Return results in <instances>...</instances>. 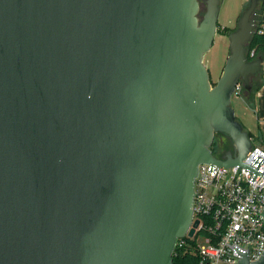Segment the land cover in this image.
Masks as SVG:
<instances>
[{"label":"water","instance_id":"1","mask_svg":"<svg viewBox=\"0 0 264 264\" xmlns=\"http://www.w3.org/2000/svg\"><path fill=\"white\" fill-rule=\"evenodd\" d=\"M220 2L0 0V264L173 263L199 164L245 165L253 145L232 96L263 70L246 46L261 0L213 84Z\"/></svg>","mask_w":264,"mask_h":264},{"label":"built area","instance_id":"2","mask_svg":"<svg viewBox=\"0 0 264 264\" xmlns=\"http://www.w3.org/2000/svg\"><path fill=\"white\" fill-rule=\"evenodd\" d=\"M257 31L264 32V0ZM238 86L235 94L242 91ZM243 162L199 164L193 202V221L198 224L193 235L177 239L174 254L193 253L196 261L190 264H239L236 245L249 248L250 261L259 259L264 250V147L253 144Z\"/></svg>","mask_w":264,"mask_h":264},{"label":"rangeland","instance_id":"3","mask_svg":"<svg viewBox=\"0 0 264 264\" xmlns=\"http://www.w3.org/2000/svg\"><path fill=\"white\" fill-rule=\"evenodd\" d=\"M251 0H221L220 9L218 15L219 30H217L213 44L209 51L204 54V63L207 65L210 72V79L213 84H215L221 77L226 61L230 55V38L229 33L238 28L239 19L244 10H246L250 5ZM201 2V0H200ZM262 3V0H261ZM262 7L260 4L259 11ZM206 9V0H202L201 14L204 13ZM203 11V12H202ZM224 28H228L225 31ZM243 83L239 82V87L243 89ZM241 89V90H242ZM239 98L234 93L232 96V104L235 109L236 115L239 120L244 124L246 119L243 117L241 112H239ZM246 125V123H245ZM218 135V134H217ZM219 136V135H218ZM219 139V138H218ZM217 140V136L214 138L212 147ZM252 142L254 145L264 147V143L258 136H253ZM199 241L203 242V238L200 236Z\"/></svg>","mask_w":264,"mask_h":264},{"label":"crops","instance_id":"4","mask_svg":"<svg viewBox=\"0 0 264 264\" xmlns=\"http://www.w3.org/2000/svg\"><path fill=\"white\" fill-rule=\"evenodd\" d=\"M256 85L260 86L255 92L252 104L247 101L245 91H242L241 94L237 93L236 96L240 101V103H238L239 112H241L242 118L244 117L246 119V122H244L245 128L252 135V138L256 135L260 137L264 143V64L262 78L256 77L254 80L253 87Z\"/></svg>","mask_w":264,"mask_h":264},{"label":"trees","instance_id":"5","mask_svg":"<svg viewBox=\"0 0 264 264\" xmlns=\"http://www.w3.org/2000/svg\"><path fill=\"white\" fill-rule=\"evenodd\" d=\"M224 29H225V31L228 30V28H224ZM217 30H219V22H218ZM246 46H247V57H248L249 60H254V59H256L259 56L264 57V32L263 33H259L258 31L255 32L253 34L251 40L246 44ZM252 51L255 52V54L253 56L251 55ZM255 78H256L255 76H252V78H251V83L252 84H253ZM259 86L256 85L255 87L252 88L251 91H249V90H247V89H245L243 87L242 91L243 92L245 91L247 101L250 104L253 103L255 92L259 88ZM242 91H240L239 94H241ZM219 134H221V133H219ZM250 136L252 138L251 134H250ZM191 261H196V256L193 253L186 252L184 254L177 255L176 251H175L174 261H173L174 264H190Z\"/></svg>","mask_w":264,"mask_h":264},{"label":"flooded vegetation","instance_id":"6","mask_svg":"<svg viewBox=\"0 0 264 264\" xmlns=\"http://www.w3.org/2000/svg\"><path fill=\"white\" fill-rule=\"evenodd\" d=\"M201 5H202V0H201ZM253 76L262 78V71L257 73L256 75H253ZM219 133H221V134H219ZM216 136H217V140L215 141V144L212 147V150H213V153L217 157H223L227 154L228 151H230L233 148V143H232L231 139L229 138V136L226 135L225 133L218 132L215 134V137Z\"/></svg>","mask_w":264,"mask_h":264}]
</instances>
